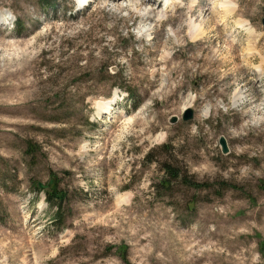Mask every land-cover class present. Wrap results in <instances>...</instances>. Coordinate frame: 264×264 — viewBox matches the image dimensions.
I'll return each instance as SVG.
<instances>
[{
	"label": "rangeland",
	"instance_id": "1",
	"mask_svg": "<svg viewBox=\"0 0 264 264\" xmlns=\"http://www.w3.org/2000/svg\"><path fill=\"white\" fill-rule=\"evenodd\" d=\"M40 1L0 0V264H264V0Z\"/></svg>",
	"mask_w": 264,
	"mask_h": 264
},
{
	"label": "bare ground",
	"instance_id": "2",
	"mask_svg": "<svg viewBox=\"0 0 264 264\" xmlns=\"http://www.w3.org/2000/svg\"><path fill=\"white\" fill-rule=\"evenodd\" d=\"M79 1V2H78ZM77 2H78V5L79 6H85V4L89 1V0H78ZM118 1V0H117ZM149 0H129V2L128 3H126V5L125 6H127V8L129 9V5H131V6H133L134 8V11L136 12V14L137 13H140L141 15H142V17H143V19H145V20H147V19H150V20H158L159 22L160 21H162L163 23H165V22H167L168 21V18H165L164 16H163V14H161V12H156L154 9H153V7H152V4H150L149 5V7H146V10H143V7L141 6L142 4H145L146 2H148ZM151 1H153V3L154 2H156V0H151ZM173 1V0H172ZM198 1V0H197ZM163 2H164V5H165V7L166 8H170L171 6H172V2L170 1V0H163ZM80 3V4H79ZM221 6H225V5H221ZM122 7V6H121ZM144 7V8H145ZM164 7V8H165ZM116 9V8H115ZM130 9H132V8H130ZM129 9V10H130ZM193 11H194V3L193 4H189L188 6H187V13H186V24L188 25V27H189V30H187L188 31V35H189V37H191L192 39H194V40H197L200 36H202V35H204V33H205V31H206V27L204 26V24L203 23H197L196 22V20H195V17L193 18V16H192V13H193ZM224 12H226L225 10H223ZM222 11V12H223ZM228 11V10H227ZM230 11H228V13H229ZM140 14H139V16H140ZM226 14H227V12H226ZM224 15H225V13H224ZM5 16H7V15H5ZM4 16V17H5ZM181 18V17H180ZM1 20H3V18H1ZM6 21V20H5ZM208 22H209V20H207ZM2 22H4V20L2 21ZM200 22V21H199ZM203 22V21H202ZM208 22L207 23H205L206 24V26H207V24H208ZM224 22H225V20H224ZM209 25V24H208ZM242 25V24H241ZM243 26V25H242ZM151 27V26H150ZM188 29V28H187ZM141 30H143L142 28H141ZM147 30H149V28H147V29H145L144 30V32L145 31H147ZM248 31H249V33L253 36V33H252V30L251 29H249L248 28ZM247 31V32H248ZM180 32H181V30L180 29H174L173 30V33H172V38H176V36L178 35V34H180ZM187 33V32H186ZM249 33H248V38L250 39V38H252V37H249ZM250 35V36H251ZM171 38V35L170 36H168L167 37V39H170ZM248 40V39H247ZM255 40H256V38H255ZM249 41V40H248ZM253 43V42H252ZM250 45H251V43H249ZM249 44L247 43V45H246V47H245V49H246V59H249V51H250V49H251V46L249 47ZM253 45V44H252ZM255 45V44H254ZM253 45V46H254ZM254 51V50H253ZM167 56V55H166ZM165 56V58H167ZM251 56V55H250ZM253 56V55H252ZM167 60V59H166ZM264 73V71H261L260 69H257V71L255 72V73H253V78L255 77V79H257V80H259L260 78H261V75ZM167 79V78H166ZM164 83H165V81H164ZM248 85V84H247ZM251 85H253L252 83H251ZM249 88L248 87H245V89H244V91L242 90V91H239L240 92V97H242L243 98V95H244V98H246L249 94H250V92H249ZM238 92V93H239ZM115 93H116V91H115ZM243 94V95H242ZM112 95H114V96H111L110 98H102V99H98V100H96L95 101V103H96V106H97V112H98V116L99 117H102L103 115H109L111 112H112V110H113V106L117 103V96L115 95V94H112ZM239 96V95H238ZM237 96V97H238ZM239 97V98H240ZM243 100V99H242ZM185 105V104H184ZM186 105H189V103H187L186 102ZM248 113H249V109H248V107L247 106H245V108H244V111H243V115L244 116H247L248 115ZM111 114H113V113H111ZM202 114V113H201ZM116 116H118V115H116ZM159 136V135H158ZM163 135H160V137H162Z\"/></svg>",
	"mask_w": 264,
	"mask_h": 264
},
{
	"label": "water",
	"instance_id": "3",
	"mask_svg": "<svg viewBox=\"0 0 264 264\" xmlns=\"http://www.w3.org/2000/svg\"><path fill=\"white\" fill-rule=\"evenodd\" d=\"M261 23L264 26V12H263V16L261 18ZM192 115H193L192 109L190 107H187V108H185V110H184V112L182 114V120H184V121L189 120V119L192 118ZM170 121L171 122L176 121V116H172ZM219 144H220L222 152L226 153L228 149H227V145H226V141H225L224 137L221 136L219 138ZM38 185L40 187L43 186L41 183H38Z\"/></svg>",
	"mask_w": 264,
	"mask_h": 264
},
{
	"label": "trees",
	"instance_id": "4",
	"mask_svg": "<svg viewBox=\"0 0 264 264\" xmlns=\"http://www.w3.org/2000/svg\"><path fill=\"white\" fill-rule=\"evenodd\" d=\"M41 5L43 6H47L53 3L52 2H44L43 0L40 1ZM166 173L167 175H169L170 177H177V174L175 173V170H173L170 166H166ZM197 185V184H194ZM48 193V192H47ZM54 196V195H53ZM53 196L50 197V194H48V196H46V199L49 203H53L55 204L57 207L60 206V204L63 202V197L62 196H56V198H54Z\"/></svg>",
	"mask_w": 264,
	"mask_h": 264
}]
</instances>
